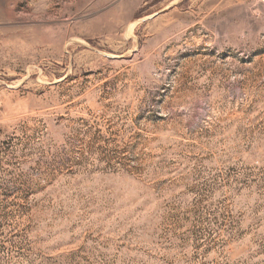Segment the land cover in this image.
<instances>
[{
    "label": "rangeland",
    "instance_id": "374dc122",
    "mask_svg": "<svg viewBox=\"0 0 264 264\" xmlns=\"http://www.w3.org/2000/svg\"><path fill=\"white\" fill-rule=\"evenodd\" d=\"M0 264H264V0H0Z\"/></svg>",
    "mask_w": 264,
    "mask_h": 264
}]
</instances>
